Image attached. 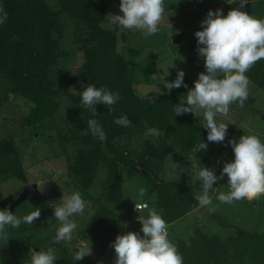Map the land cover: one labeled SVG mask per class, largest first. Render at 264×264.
<instances>
[{"label": "trees", "instance_id": "16d2710c", "mask_svg": "<svg viewBox=\"0 0 264 264\" xmlns=\"http://www.w3.org/2000/svg\"><path fill=\"white\" fill-rule=\"evenodd\" d=\"M251 1L254 0H248ZM58 5L56 9L45 0H0V8L7 13V20L0 24V112L10 95L31 103L23 118L28 126V138L31 141L43 138L45 147L55 156L63 153L69 176L65 184L83 193V199L96 203L80 235L86 238L90 234L92 253L101 258L121 231L122 211L128 207L133 212L132 204L138 202L131 201L127 206L122 194L125 171L129 175L140 173L133 169L134 164L144 160V168L154 176L149 178L155 199L140 202L153 204L167 224L199 205L190 176L164 181L155 172L153 161L163 160L175 149L192 153L194 146L206 141L207 129L192 113L175 115L173 111V105L186 98L187 88L164 90L156 97L137 93L128 61V56L136 55L137 49L129 44L126 30L111 22L112 16L120 12L108 13L107 0H58ZM68 28L78 32L74 41L78 48L66 50L61 46L64 30ZM182 40L175 44L181 46ZM197 47L195 39L182 45L179 52L198 72H205L204 58L198 55ZM78 51L82 52V61L73 73L68 62L75 59ZM246 75L264 90V59ZM65 83L73 84L75 91L67 92ZM88 84L119 93L120 99L111 106L97 103V113L93 114L82 103V91ZM122 115L128 116L131 126L114 122ZM89 119L101 125L106 133L105 141L91 134ZM149 128L158 129L161 135L146 136ZM3 132L0 136V210L8 208L9 203L3 196L1 183L10 178H17L24 185L28 183L21 149L9 129ZM33 151L36 152V146ZM154 166L159 165L154 163ZM102 170L108 175L104 179L106 188L101 192L104 196L100 198L88 190ZM39 203L43 214L54 208V205ZM49 221V226L55 224ZM222 227L234 234H228L226 243L220 236L208 237L200 230L187 243L178 241L176 246L183 264H264V230L238 233L227 224ZM49 230L37 237L36 248L29 254L54 247L55 264H74L75 253H70L61 243L53 244L56 232ZM27 231L28 224L22 222L18 228L6 226L0 233V246L4 250L0 251V264H31L30 256L21 254V246L18 247L25 242Z\"/></svg>", "mask_w": 264, "mask_h": 264}, {"label": "rangeland", "instance_id": "374dc122", "mask_svg": "<svg viewBox=\"0 0 264 264\" xmlns=\"http://www.w3.org/2000/svg\"><path fill=\"white\" fill-rule=\"evenodd\" d=\"M45 1L51 7L59 8L58 0ZM228 2H231V0H164L163 19L159 25L160 30L158 33L145 38L139 30L125 29L129 44L137 49V54L128 56V61L131 76L135 80L136 91L140 96L156 97L161 92L159 89L166 90L161 82L164 79L167 81L175 80L178 70H183L185 73L184 81L188 85L187 89L194 87V81L198 79V74L201 72L191 66L183 57V54L179 52V48L197 39L195 32L202 30L201 21L206 17L209 9L215 11L220 8L223 10V14L227 15L229 10L238 6V0L232 4ZM107 6L108 13H118L119 11L122 14L120 0H107ZM241 10L257 18L264 19V0L248 2ZM183 30H185V34L182 37L181 46H178L173 42V37ZM78 36V32L72 28L64 30L61 46L66 50H72L73 47L78 48V44L74 42ZM81 61L82 52L78 51L75 59L69 60L68 68L73 73L76 72ZM64 89L69 93L75 91L73 84H67ZM248 92V97L251 98L245 101L243 107L239 106L238 101L234 102L230 105L227 117H217L218 121L228 122L227 135L223 143L208 142L206 139L207 149L196 152L195 156L193 152L186 153L178 149L171 151L163 160L153 161V167L154 170L156 169L155 172L158 173V176L168 182L190 176L194 196H198L201 194V182L197 179L200 168H211L219 176L225 162L234 160V151L231 145L228 144L229 139H235L238 142L242 135L255 134L264 143V118L261 116L264 113V90L250 82ZM30 107L31 103L29 101L20 96L10 95L9 99L1 106L0 136L5 134L3 132L5 129H9L13 133V138L22 152L28 182L36 183L39 191L48 197L53 205L58 206L73 192H81L74 190L71 184H65V181L68 182L69 176L66 171L65 157L61 155L63 153L55 156L51 149L45 147L43 138L39 141H31L28 138L29 134H27L28 130L26 129L28 126L23 118ZM65 107L66 105L61 109V113H64ZM197 111L199 115L195 117L202 125L204 123V109H198ZM35 133L34 135H36ZM34 146H36V152L33 151ZM157 161L159 162L156 163ZM154 163L159 166L155 168ZM107 175L105 170L98 173L95 182L88 190L89 194L95 197L104 196L101 192L106 188L104 179ZM227 180L228 177L225 174L223 179L216 182L210 191L215 211H209V207L198 205L184 216L168 223V238L172 243L175 245L178 241L187 243L189 237L194 236L197 230L208 237L218 235L226 243L228 234H234L230 231L231 229L226 230V228H223V224L231 226L232 230L238 233H241L242 230L250 233L264 230V195L251 201L239 200L234 201L232 204L221 203L216 197L220 193H227L230 190ZM23 185L17 178H10L1 183L4 198L10 203L17 196L15 195L17 191H21ZM152 185L151 179L146 175L142 173L129 175L125 171L122 181V194L127 206L131 201H153L155 193L150 191ZM141 188L145 190L143 197L139 196ZM81 195L83 198V193ZM84 200L86 201L84 213L71 218L78 225L73 232L71 242L61 243L72 254L76 253L80 246L90 244V234L87 233L88 235L85 238L84 234L80 235V232H84L87 221L94 213L96 203L89 198H84ZM40 207V203L29 195L15 207L13 214L22 219L33 211L41 210ZM149 208H154L158 212L157 208L151 203ZM52 209L48 210L46 214L41 213L32 225H28L25 242L22 245L18 244V247L21 246V254L31 258L32 254H29V252L36 248L37 237L48 233L49 228L54 229L53 231L56 232L60 227L58 220L53 221V218L56 219V217L53 215L54 208ZM214 214H216L215 217ZM122 216L124 221L119 235L128 231L140 232L141 236L143 235L142 224L139 219L147 218L148 209H143L136 214L126 207L122 211ZM49 220L55 224L49 226L47 224ZM112 243L101 258L95 257L92 253V255L86 256L82 260L75 261L74 264H114L116 253Z\"/></svg>", "mask_w": 264, "mask_h": 264}, {"label": "clouds", "instance_id": "9594fccd", "mask_svg": "<svg viewBox=\"0 0 264 264\" xmlns=\"http://www.w3.org/2000/svg\"><path fill=\"white\" fill-rule=\"evenodd\" d=\"M236 2L237 0H231L228 3ZM247 3L248 0H238V6L229 10L227 15H224L220 8L215 11L208 10L206 17L201 21L202 30L195 32L197 52L204 58L206 71L198 74V79L194 81V87L187 92L186 98L173 105L175 115L192 113L198 117L197 110L204 109L202 126L207 129L208 142L225 141L228 122L218 121L217 117H227L230 105L234 102L238 101L240 107L244 106L248 99L250 83L246 73L258 61L264 59V19L242 11ZM120 11L122 14L112 16L113 24L124 29L139 30L148 38L160 30L164 0H120ZM0 12L3 13L0 15V24H3L7 20V13L3 12L2 8ZM184 76V71L178 70L175 80L164 79L161 83L168 92L181 86L187 88ZM159 91L163 92V89ZM119 99V93H112L104 87L97 88L94 84H88L82 91V103L93 114L97 113L95 108L97 103L111 106ZM114 122L124 127L132 124L127 115L116 118ZM88 129L100 141L107 139L97 120L89 119ZM145 135L159 137L161 133L156 128H149ZM228 144L234 151V160L225 162L219 176L213 169L207 167L200 168L197 174V179L201 182V194L196 199L200 206L209 207V211H215L210 191L225 174L230 190L216 197L221 203L251 201L264 195V143L257 135L250 134L242 135L238 142L229 139ZM206 149L207 143L203 141L194 146L193 155ZM144 195L145 190L141 188L139 196ZM136 207L141 210L138 205ZM85 208L86 201L79 192H73L62 204L54 205L53 215L60 222V227L56 230L53 244L71 242L73 232L78 227L71 218L82 215ZM143 208L148 209L147 218L139 219L143 235L134 231L118 235L112 243L116 253L114 264H183V257L177 246L168 238V224L162 215L154 208H149L147 203L143 204ZM40 215V210H36L21 219L8 208L2 209L0 233L5 231L6 226L18 228L22 222L32 225ZM90 255L91 242L90 245L78 248L74 260H82ZM56 259L55 248L49 247L46 251H34L31 264H55Z\"/></svg>", "mask_w": 264, "mask_h": 264}, {"label": "water", "instance_id": "95a60500", "mask_svg": "<svg viewBox=\"0 0 264 264\" xmlns=\"http://www.w3.org/2000/svg\"><path fill=\"white\" fill-rule=\"evenodd\" d=\"M244 11V10H243ZM184 36V31L180 32L179 34L175 35L173 37V42L178 43L181 41L182 37ZM45 85V83H44ZM76 112L78 109L75 110ZM262 118H264V113H262ZM144 160L141 162L134 164L133 169L146 175L147 177H150L154 179V176L151 172H149L147 169L143 166ZM29 195H31L35 200L44 203L45 205L52 207L53 204L50 202L49 198L43 195L36 183H27L23 186L20 193L8 204V209L13 212L16 206H18L20 203H22ZM241 232V231H240ZM242 233V232H241ZM0 251L4 252L2 247L0 246Z\"/></svg>", "mask_w": 264, "mask_h": 264}, {"label": "built area", "instance_id": "2783aa9c", "mask_svg": "<svg viewBox=\"0 0 264 264\" xmlns=\"http://www.w3.org/2000/svg\"><path fill=\"white\" fill-rule=\"evenodd\" d=\"M143 204L144 202H135L132 204V211L135 213H139L141 212L144 208H143ZM136 205H138V207L141 209L140 211L137 209Z\"/></svg>", "mask_w": 264, "mask_h": 264}, {"label": "flooded vegetation", "instance_id": "af4514ba", "mask_svg": "<svg viewBox=\"0 0 264 264\" xmlns=\"http://www.w3.org/2000/svg\"><path fill=\"white\" fill-rule=\"evenodd\" d=\"M218 3H220V2H218ZM247 10H248V9H247ZM183 31H184V34H185V30H183ZM179 33H180V32H179ZM179 33H178V34H179Z\"/></svg>", "mask_w": 264, "mask_h": 264}]
</instances>
